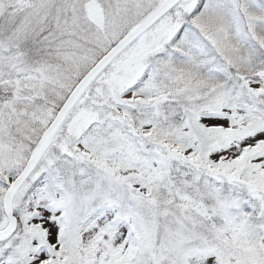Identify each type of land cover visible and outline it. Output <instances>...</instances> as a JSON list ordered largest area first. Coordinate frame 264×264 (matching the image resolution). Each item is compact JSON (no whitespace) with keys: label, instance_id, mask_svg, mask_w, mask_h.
I'll return each instance as SVG.
<instances>
[{"label":"snow or ice","instance_id":"1","mask_svg":"<svg viewBox=\"0 0 264 264\" xmlns=\"http://www.w3.org/2000/svg\"><path fill=\"white\" fill-rule=\"evenodd\" d=\"M0 264H264V0H0Z\"/></svg>","mask_w":264,"mask_h":264}]
</instances>
